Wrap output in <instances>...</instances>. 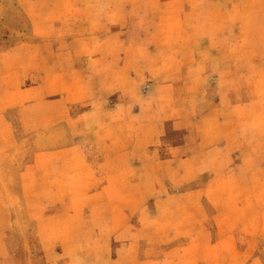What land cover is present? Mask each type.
Masks as SVG:
<instances>
[{
  "label": "rangeland",
  "instance_id": "1",
  "mask_svg": "<svg viewBox=\"0 0 264 264\" xmlns=\"http://www.w3.org/2000/svg\"><path fill=\"white\" fill-rule=\"evenodd\" d=\"M100 1L105 4L108 0ZM89 2L92 0H0V264H204L200 247L189 244L199 238L205 241L203 236L209 232L208 217L202 209L206 199L203 190L210 178L205 172L193 177L194 184L188 186H199L201 190L184 192V185H180L183 177L169 168L172 159H165L160 165L165 172L159 176H141L136 170L130 174L135 189L132 194L140 195L134 201L136 206L120 209L112 205L113 188L105 186L109 185L114 169L112 158L119 147L115 150L110 145L111 133L115 130L117 135L127 138L128 151L137 167L148 168L159 158L156 145L139 144L137 137L144 129L134 122L120 123L113 129L109 125L108 121L122 117L125 108L121 106L124 97L119 87L113 95L102 97L118 107L98 114L100 127L91 119L73 129L90 170L91 184L86 191L54 190L79 185L73 182L77 173L60 174L58 162L51 155L53 147L61 151L73 142L68 129L38 126L45 123L38 118L49 110L51 113V108L40 107L33 112L26 108L22 118L20 106L28 104L31 95L26 93L34 91L30 88L40 82L31 78L33 73L50 70L54 64L52 57L59 54L60 49L55 51L53 42L77 39L84 33L86 40L92 38L82 28L83 23H90L83 22L91 8ZM161 3L117 0L114 5L125 12L117 18L122 27L118 31L119 41L135 44L125 52L128 60L132 62L150 50L154 61L148 67L150 75L161 79L158 94L147 95L149 105L173 107L174 100L189 103L191 95H197L194 104L204 110L223 106L264 107V55L252 46L256 40H264V0H183L181 8L177 7L179 1L165 0L166 10L172 14L164 16L158 15L163 10L158 7ZM175 11L181 15H173ZM155 35L165 46L146 48L139 54L141 49L136 45L149 41V37L154 39ZM102 38H106L104 32ZM175 55L182 58V67L176 73ZM42 56L45 61L40 60ZM99 63L96 69L107 68L104 62ZM127 69L135 75L132 63ZM151 84L152 80L143 84L144 92H149ZM92 102H99V98L89 101ZM154 115L166 122L177 119V114L168 108ZM251 115L230 112V119L233 117L236 124H232L233 128L239 134L246 135L247 127H253L245 124L252 122ZM206 119L207 128L202 134L216 139L221 126L218 111ZM24 123L29 126H23ZM147 130L149 126L145 127ZM45 135L59 138L60 145L41 141L46 139ZM168 135L174 137L179 133L171 128ZM182 145H164L165 153L170 151L167 155L173 156L175 147ZM153 182L161 185V190L150 188ZM144 186L151 190L149 195L146 190L147 200L142 201ZM171 192L180 195L176 223L179 236L167 241L159 238L157 218L169 209L156 204L159 195ZM168 226L162 223L161 229ZM259 246L264 263V240Z\"/></svg>",
  "mask_w": 264,
  "mask_h": 264
},
{
  "label": "crops",
  "instance_id": "2",
  "mask_svg": "<svg viewBox=\"0 0 264 264\" xmlns=\"http://www.w3.org/2000/svg\"><path fill=\"white\" fill-rule=\"evenodd\" d=\"M171 1H179L177 7L181 8L182 3L180 2L183 0ZM161 2L158 7H162L163 10L158 15L172 14L166 10L165 0H161ZM114 5H117V0H108L105 4L98 0L89 2L91 8L83 16V18L87 16L83 22L88 20L90 23L88 25L83 23L82 28L84 32L87 31L92 35L89 36L92 38L86 40L84 33V36H78L77 39L54 41L55 51L56 49H60V51L58 55L52 57L53 66L46 72L33 73L34 77L31 78L38 79L40 82L30 88H35L34 91L28 90L30 93L26 94H31L28 95L27 101L29 102L26 104L24 103L26 99L23 100L22 103L26 105L23 104L19 109L23 113L22 118L24 119L26 108L33 112L37 108L48 106L47 108H51V113L49 110L45 116L38 118L39 121L45 122L38 126L41 128H65L71 134L69 139L73 142L68 143V147L63 146L64 149L61 151H56L58 147H53L51 155L58 162L57 168L60 174L73 175L74 172L77 173L78 176L73 182L79 187H57L54 190L81 192L88 189V185L91 184L90 170L86 158L80 150L81 141L74 137L73 129L82 127L83 121L91 119L97 128L100 127L96 119L98 114L102 110L112 111L113 107H118L116 103L103 101L102 97L113 95L115 89L119 87L120 93L124 97L121 106L125 108H123L122 117L108 121L109 125L111 128H117L120 123L134 122L138 128L144 129L137 137L139 144L142 147L156 145L159 150V158L156 164L148 168L137 167L128 151L127 138L117 135V131L114 130L109 138L110 145L115 146V150L118 147L119 149L112 158L114 169L109 178V185L105 186L113 188L114 197L110 198L114 202L112 205L120 209L136 206L137 203L134 204V201L139 200L140 195L136 197L132 194V191L135 192L130 181L132 171H138L141 176H159L165 172V169L160 166L162 161L172 159L169 168H173L176 175L183 177L184 180L180 185H184V192L196 193L201 190L199 186L188 187L189 184H194L191 181L199 173L205 172L210 176L209 183L203 190L206 199L202 207L208 217L206 229L209 232L203 236L205 241L199 238L189 244L200 247L204 255V264H264L259 256V245L264 240V107L223 106L207 107L204 110L203 107L194 104L198 101L197 95L196 97L191 95L189 103H183L180 99H176L173 102V107H160L161 103L149 105L146 101L147 95L151 92L156 95L157 88L162 85L160 84L161 79H154L153 75H150L148 67L154 64L150 50L149 54L139 55L132 62L128 60L125 52L135 44L126 45L119 41L118 31L122 27L118 25L117 18L120 15H125V12L118 10ZM173 15H181V12L175 11ZM102 32L106 37L104 40ZM156 36L154 39L149 37L147 38L149 41L136 45L138 49H141L139 54H143V49L146 48L155 49L165 46V43H162ZM262 37L264 34H261ZM252 46L259 49L261 56L264 55V40H256ZM174 59L176 66L173 70L176 73L177 69L182 67V58L175 55ZM40 60L45 61V58ZM99 61L104 62L107 67L105 70L96 69V64H101ZM258 62H262L261 57ZM131 63L134 65L135 75L128 73L127 67ZM147 80H152L148 93L144 92L143 88V84ZM33 92H36L37 95H33ZM26 94L24 96H27ZM97 98H99V102L89 103ZM162 108H168L169 111L175 112L177 119L172 122L159 119L154 114ZM217 111L221 117L219 119L220 133L216 139H208L202 134L207 128L208 119L206 117H213ZM231 111L253 114L251 123L245 121V124L253 125V127H247L246 135L239 134V130L233 128L232 124H235V119L233 117L230 119ZM199 115L200 120H198ZM194 118L197 119L194 120ZM187 120L189 122L186 123ZM160 121L161 123L158 124ZM25 125L29 126L27 123L23 124V126ZM147 126H149V130L145 131ZM171 128L179 135L174 137L168 135ZM44 137L46 139L43 138L41 141L46 140L54 145L61 143L59 138L47 135ZM172 138L174 140H171ZM175 142L183 145L179 149L175 147L173 156L167 155L170 151L165 153L164 145ZM57 157L60 158L57 160ZM176 162H179L177 166ZM153 183L154 185L150 188L161 190V185L157 186L155 182ZM150 188L149 186L143 187L142 201L147 200L144 193L148 190L149 195ZM156 205L169 209L165 214L164 212L159 214L157 218L159 238L167 241L176 239L179 236L176 223L177 207L181 205L180 195L174 192L165 196L159 195ZM162 223H168L169 226L161 229ZM143 228L145 227L143 226Z\"/></svg>",
  "mask_w": 264,
  "mask_h": 264
}]
</instances>
